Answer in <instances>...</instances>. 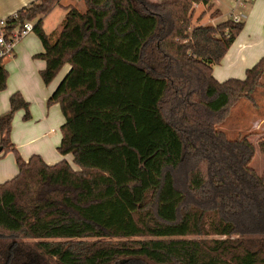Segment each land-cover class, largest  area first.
<instances>
[{
  "label": "trees",
  "instance_id": "trees-1",
  "mask_svg": "<svg viewBox=\"0 0 264 264\" xmlns=\"http://www.w3.org/2000/svg\"><path fill=\"white\" fill-rule=\"evenodd\" d=\"M210 0H36L17 11L42 46L40 77L63 116L57 153L23 160L11 142L19 92L0 115V264H264V172L247 136L216 127L260 86L264 56L243 79L218 64L243 28H191ZM65 14L51 33L43 19ZM211 18L218 15V10ZM264 32V25H263ZM7 70L0 64V92ZM264 153V146H259Z\"/></svg>",
  "mask_w": 264,
  "mask_h": 264
},
{
  "label": "crops",
  "instance_id": "crops-1",
  "mask_svg": "<svg viewBox=\"0 0 264 264\" xmlns=\"http://www.w3.org/2000/svg\"><path fill=\"white\" fill-rule=\"evenodd\" d=\"M34 1L36 0H0V18L8 17L11 14L16 13L21 8L28 6L30 3ZM61 1L62 3L66 4L68 1H75V0H61ZM215 5H216V9L219 11L218 4L216 2ZM247 6H248V16L242 22L243 28L241 32L238 34L236 39L228 48L222 60L218 64L213 66L212 74L218 82H224L228 79H243L245 77L246 71L252 68L259 61V59L262 56H264V32H263L264 0H254L253 2L246 5L244 8L235 7L234 9L236 10H233L231 12V14L229 15V19L231 18L232 14L244 15ZM200 7H204V6L202 5L196 6V8H200ZM56 8H58L60 11L59 20L57 21L56 24H51L50 33L53 30H55V28L59 25L65 14V10L63 8L58 6L53 8V10L43 19L42 27L45 33H47L45 28L47 17L50 16L51 13L56 10ZM31 34H29L28 36H30ZM40 47H41L40 52H42L41 43H40ZM44 67H45V63H44ZM68 69L69 67L65 66L61 70L62 75L60 76V80ZM57 85L58 84H56V86ZM22 97L24 98L25 101L27 100L32 101L31 100L32 98L26 97L24 93H22ZM41 102H42L41 104L43 105L44 104L43 100ZM8 109H9V100L6 108H4L2 112L4 113ZM29 112H30V120L24 121L23 120L24 113L22 110H19L15 113L12 121L13 124L12 129H23V131H25V136L21 140H17V138H15L14 135L12 136L10 135L11 142L14 144L15 147L18 148L19 154L21 155L22 159L26 161L30 156L36 154L41 156L44 162L48 165H53L59 162L60 160H62L63 158L70 163L69 160L72 159L71 155H67L65 157L60 156L56 151V147H57L55 146L57 145L56 142L48 143L46 141L49 132L38 134L37 136L32 138L33 136L32 132L39 131V129H50V128L48 127L47 115L45 114L43 109H41V111L39 112L35 111L32 113L30 111V103H29ZM230 117L232 119L233 118L235 119V123L233 124L234 127H232L231 125L226 126L225 122L228 119H230ZM218 129H262L263 132L262 135L264 136V73L261 76L260 86L251 93L250 98H242L231 107L228 118L218 127ZM41 141L43 143V147H41V145L36 147L35 144L36 143L40 144ZM24 147L26 148V150L22 152L21 148ZM16 174H17V167L14 163L13 157L11 154L10 156H7L6 154L4 157L0 159V184L12 179Z\"/></svg>",
  "mask_w": 264,
  "mask_h": 264
},
{
  "label": "rangeland",
  "instance_id": "rangeland-1",
  "mask_svg": "<svg viewBox=\"0 0 264 264\" xmlns=\"http://www.w3.org/2000/svg\"><path fill=\"white\" fill-rule=\"evenodd\" d=\"M154 1V0H153ZM212 7H194L192 20H191V28L195 26H215L220 22H223L229 19V15L234 9L235 6L232 0H210ZM215 2L218 4V15L215 18L212 17V13L217 10ZM60 11L58 8L54 12L51 13L50 16L47 17L46 20V31L47 34L50 33L51 24H56L59 20ZM245 17L248 16V6L244 13ZM198 18V19H197ZM197 19V21H196ZM40 42L36 35L31 34L27 38L20 41L18 47H16L14 55L12 58H8L3 62L5 69L7 70V81L5 89L0 92V115L3 113L2 110L6 108L8 104V98L10 95L16 91L25 94L26 97L32 98V101L27 100L30 103V111L39 112L41 109L44 110L47 115L48 127L50 129H39V131L32 132L33 137L38 134L49 132L47 142L54 143L56 142L58 146L60 142V126L62 125L64 119L61 114L60 108L58 104L47 105V99L50 97L52 92L54 91L56 84L60 81V76L62 75V71L57 75V77L53 80L49 85H45L40 77V72L44 68V62L34 58L35 53L40 52ZM45 99V100H44ZM242 99V98H241ZM43 100V105L41 104ZM240 100V99H239ZM238 100V101H239ZM231 109V108H230ZM230 113V110H229ZM226 116V119L229 116ZM242 114V113H241ZM225 119V120H226ZM230 117L225 123L226 126L231 125L234 127L235 119ZM224 120V121H225ZM234 120V121H233ZM223 121V122H224ZM233 121V122H232ZM221 122V124L223 123ZM219 124L216 128L221 125ZM13 125V124H12ZM224 132L226 137L229 140H234L238 137L247 136V140L253 143L255 149L254 157L251 161L250 166L256 171L258 175H261L264 172V153H262L260 149V145L264 146V136L262 135V129H218ZM12 135L17 138V140L23 139L25 136V131L23 129H12ZM10 136V139H11ZM43 147L42 141L36 143L35 146ZM46 147V146H45ZM17 148V147H16ZM18 150V148H17ZM26 148H21V151H25ZM19 153V150H18ZM13 157L14 163V155L12 153H7V156ZM21 156V155H20ZM22 158V157H21ZM72 167L77 169L78 167L72 162V159L69 160Z\"/></svg>",
  "mask_w": 264,
  "mask_h": 264
},
{
  "label": "built area",
  "instance_id": "built-area-1",
  "mask_svg": "<svg viewBox=\"0 0 264 264\" xmlns=\"http://www.w3.org/2000/svg\"><path fill=\"white\" fill-rule=\"evenodd\" d=\"M232 1L235 7L244 8L254 0ZM17 18V12L8 17L0 18V64H3L6 59L12 58L20 41L33 32V23L30 21H25L23 23H19L17 26L11 27L13 25L11 21L16 20ZM230 19L234 23H242L246 17L243 14H232Z\"/></svg>",
  "mask_w": 264,
  "mask_h": 264
}]
</instances>
